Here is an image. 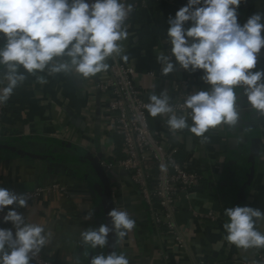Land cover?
I'll return each mask as SVG.
<instances>
[{
    "label": "crops",
    "instance_id": "0c3cea01",
    "mask_svg": "<svg viewBox=\"0 0 264 264\" xmlns=\"http://www.w3.org/2000/svg\"><path fill=\"white\" fill-rule=\"evenodd\" d=\"M187 0L150 1L144 10L134 14L131 27L127 29L128 38L122 42L123 55L127 60L116 57L121 64L130 66L138 73L137 84L144 90L147 98L155 92L167 91L170 95L171 82L182 78L201 80L203 70L186 71L176 65V70L168 75L161 74V65L156 56L158 48L166 40L169 18L185 6ZM264 12V0H251L239 5L238 23L243 25L254 13ZM186 22L185 27H190ZM4 43L0 38V45ZM264 62V48L258 55ZM175 62V61H174ZM2 71V69H0ZM154 71L158 77L147 78L145 73ZM44 75L47 82L41 84L37 76L29 75L7 102L4 125L10 130L9 143L0 141V187L17 194L37 188H51L58 185L62 190H52L20 208L26 221L42 223L46 232H51L50 243L42 252L59 264H88L93 255L101 251L105 255L117 251L128 256L130 264H190L193 259H207L210 264H231V257L245 261L252 257L251 249H241L229 244L222 227L227 218L224 209L233 206H252L264 212V117L259 119V127L246 126L240 117L236 126L228 133L227 126L220 125L210 129L207 152L198 155L202 170L206 172L204 183L189 192L188 199L182 198L179 205L176 225L187 241L185 251H180L171 235L160 232L151 222L149 212L136 187L127 174L120 170L113 176L106 175L114 208L126 210L136 221V227L120 240L116 236L104 249L97 247L86 250L80 244V232L98 228L104 224L100 198L91 186L99 183L92 166L71 165L56 161V156L66 154L62 145L53 140H62L94 155L97 148L113 152L105 137L103 107L99 94L94 88L97 76L84 79L78 74ZM240 111L246 107L243 89L238 91ZM257 134L261 140V150L251 183L247 184L246 173L249 155V133ZM235 140V154L232 163L227 164L229 139ZM114 142L118 144V140ZM181 156L197 150L195 138L185 134ZM117 154L119 153L116 150ZM119 155V154H118ZM206 156V157H205ZM74 155H71V159ZM221 159L220 173L215 181L210 177L207 158ZM244 161L241 163L240 161ZM244 166L243 176H236V169ZM212 168V167H211ZM213 211L221 217L218 222L199 224L189 211ZM91 213V218L85 216ZM256 227L264 232V220L257 221ZM115 235V233H114ZM264 251V248H261Z\"/></svg>",
    "mask_w": 264,
    "mask_h": 264
},
{
    "label": "clouds",
    "instance_id": "9594fccd",
    "mask_svg": "<svg viewBox=\"0 0 264 264\" xmlns=\"http://www.w3.org/2000/svg\"><path fill=\"white\" fill-rule=\"evenodd\" d=\"M242 0H187L185 6L169 18L166 41L168 53L156 56L161 74L180 68L203 70L207 89L187 94L177 114L167 91L153 92L143 105L148 116L166 117L169 131L187 130L206 142L210 129L234 127L240 121L239 89L250 109L264 116V70L255 69L264 48V12L252 14L238 23L237 9ZM132 4L123 0H0V106L29 75L43 84L44 75L78 74L88 79L108 71L109 58L121 57L122 42L128 38L126 20ZM191 22L190 27H185ZM173 58L174 61L173 62ZM147 129V121L143 122ZM15 205L2 217L12 228L0 227V264H30L50 243L51 232L42 223L27 222L16 208L28 207V196L0 187V212ZM112 228L101 224L80 232V244L86 250L104 249L110 232L123 240L136 227L126 210L113 208L107 213ZM227 218L222 227L224 239L241 249L264 248V232L257 229L264 212L252 206L224 209ZM91 218V213L85 220ZM14 229V231H13ZM79 264V258H77ZM88 264H130L123 252L107 255L101 251Z\"/></svg>",
    "mask_w": 264,
    "mask_h": 264
},
{
    "label": "built area",
    "instance_id": "2783aa9c",
    "mask_svg": "<svg viewBox=\"0 0 264 264\" xmlns=\"http://www.w3.org/2000/svg\"><path fill=\"white\" fill-rule=\"evenodd\" d=\"M150 1L160 0H123L125 4L133 5V12L126 20L127 29L131 27L134 14L147 8ZM91 2V0H89ZM264 35V32H262ZM169 44L163 41L158 48L160 52L168 53ZM174 62V58H173ZM109 69L100 73L94 88L99 94V100L103 107V131L109 140L110 146L115 150L107 152L99 147L94 152L100 168L108 176L116 172L124 171L132 184L136 187L143 203L148 209L151 222L166 235H171L180 251H185L187 241L176 225V217L182 198L188 199L189 192L200 187L206 180V172L202 170L198 155L207 152L208 137L206 142L202 138L195 137L187 130L173 135L167 125L166 117L148 116L143 105L148 98L137 84L138 73L130 66L117 61V58H109ZM252 71H256L252 69ZM147 78L155 79L158 75L154 71L144 74ZM171 103L180 114L181 105L187 94L195 90L208 88L203 80H190L182 78L171 82ZM7 103L0 106V139L10 136V130L4 125V116ZM264 116L258 115V118ZM147 121V129L143 122ZM185 134L195 138L197 150L187 154L184 159L178 157ZM119 142L116 144L114 140ZM118 150V154L116 152ZM206 157V156H205ZM210 167V177L215 181L220 173L221 159L207 158ZM52 190H62L55 185L51 188H37L23 194L28 196V204L40 198L44 193ZM0 212V221L9 209ZM18 212L20 208H16ZM191 216L199 223L218 222L221 217L213 211L199 212L189 207ZM0 227L12 228L11 222H0ZM14 231V229H13ZM231 264H264V251L252 248V257L245 261H239L231 257ZM34 264H59L48 258L42 251L32 261ZM190 264H210L207 259H193Z\"/></svg>",
    "mask_w": 264,
    "mask_h": 264
},
{
    "label": "water",
    "instance_id": "95a60500",
    "mask_svg": "<svg viewBox=\"0 0 264 264\" xmlns=\"http://www.w3.org/2000/svg\"><path fill=\"white\" fill-rule=\"evenodd\" d=\"M251 2V0H242V3L240 5L248 4ZM240 112V117L244 120H249L250 122H244V124L247 126H255L259 127V118L258 114L254 113L248 104H246V107L243 108ZM228 133L233 134L231 131V127H228ZM257 129L254 131L253 134L249 133V140L247 141L249 145V155L247 158V164L250 166L249 170L246 173V182L249 185L252 181L253 175H254V170H255V164L256 160L258 159L260 155V146H261V140L259 135L257 134ZM54 143L62 145V146H68V144L62 140H53ZM235 140L230 138L229 139V150H228V161L227 164H231L232 161H230V158L232 155L235 154L236 148H235ZM78 148V147H77ZM90 165L93 168V171L96 174V177L99 180V183L97 182H92L91 186L94 188L95 192L98 194L100 198V205L103 210V216H104V224L107 225L109 228H112L111 220L110 217L107 215L109 211H111L114 208L112 196H111V191H110V186L108 179L103 172V170L100 168L97 159L93 156H90ZM115 237L114 232H110L107 238V244H109L112 239ZM30 264H34L30 262Z\"/></svg>",
    "mask_w": 264,
    "mask_h": 264
},
{
    "label": "trees",
    "instance_id": "16d2710c",
    "mask_svg": "<svg viewBox=\"0 0 264 264\" xmlns=\"http://www.w3.org/2000/svg\"><path fill=\"white\" fill-rule=\"evenodd\" d=\"M255 70H264V62H257V66L255 68ZM11 135L9 137L6 138H2L0 139V141H5L7 143L10 142L11 140ZM63 148L66 151V154L62 155V156H56L55 160L56 161H61L63 163H70L71 165H76V164H83L86 168L88 167V169H90V159L91 157L83 150L77 148L76 146L73 145H68V146H63ZM181 152H183V150L179 151L178 157L180 159H184V157L181 156ZM71 155H74V159H71ZM241 163L243 162L244 165V161H240ZM244 166L242 167H238L236 169V176H243L244 174Z\"/></svg>",
    "mask_w": 264,
    "mask_h": 264
}]
</instances>
